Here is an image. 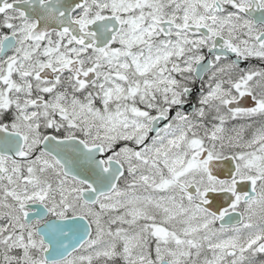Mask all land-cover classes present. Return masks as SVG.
I'll return each instance as SVG.
<instances>
[{
	"label": "snow or ice",
	"instance_id": "obj_1",
	"mask_svg": "<svg viewBox=\"0 0 264 264\" xmlns=\"http://www.w3.org/2000/svg\"><path fill=\"white\" fill-rule=\"evenodd\" d=\"M0 264H264V0H0Z\"/></svg>",
	"mask_w": 264,
	"mask_h": 264
}]
</instances>
